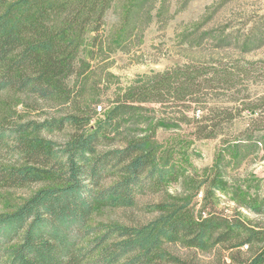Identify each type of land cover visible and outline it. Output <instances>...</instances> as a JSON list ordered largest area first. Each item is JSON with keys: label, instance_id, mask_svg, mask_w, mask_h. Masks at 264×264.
Instances as JSON below:
<instances>
[{"label": "trees", "instance_id": "16d2710c", "mask_svg": "<svg viewBox=\"0 0 264 264\" xmlns=\"http://www.w3.org/2000/svg\"><path fill=\"white\" fill-rule=\"evenodd\" d=\"M115 1L0 0V91L79 107L59 118L0 122V185L46 183L0 212V264H200L168 244L201 252L219 248L227 256L218 264H264V224H252L236 210L264 216L261 180L228 173L232 163L264 148V131L254 134L259 123L264 126V97L240 100L242 107L208 106L207 94L231 89L245 71L217 62L139 76L104 106L99 97L90 100L92 61L124 51L152 21H167L169 0H128L117 27L105 31ZM213 37L217 47L230 43ZM263 43L264 32L256 28L243 47L250 51ZM86 98L88 106H82ZM152 104L160 105L159 117ZM193 105L200 114L188 115ZM241 111L251 115L242 138L217 150L201 174L189 175L192 141L222 135L223 123ZM182 123L190 127V139L178 132ZM65 128L71 132L62 143L45 136ZM158 130L177 131L161 140ZM182 179L190 181V194L145 205L153 214L147 221L89 222L96 204L132 207L138 195L160 194ZM222 192L236 205L231 212L219 206Z\"/></svg>", "mask_w": 264, "mask_h": 264}, {"label": "rangeland", "instance_id": "374dc122", "mask_svg": "<svg viewBox=\"0 0 264 264\" xmlns=\"http://www.w3.org/2000/svg\"><path fill=\"white\" fill-rule=\"evenodd\" d=\"M128 0H116L113 8L106 14L104 30L117 27ZM167 21L164 25L152 21L146 26L140 38H134L126 49H117L109 58L92 61L95 76L89 82L87 97H99L101 105H106L118 88L128 86L137 77L166 69L194 64L207 67L211 63L230 68L243 69L242 74L234 78L231 89L219 88L206 95L208 106L214 103L221 106L242 107L240 100L256 101L264 97V43L261 47L250 51L244 50L243 40L256 28L264 32V0H169ZM206 34L202 39L201 35ZM218 37H228V45L217 47ZM88 98L82 106H88ZM233 98L238 100L235 102ZM235 102V103H234ZM240 103V105H239ZM158 110L160 105L152 104ZM195 106V105H193ZM78 105L63 104L54 99H40L27 93L12 90L0 91V122L4 120H43L59 118L64 114L76 113ZM200 107L195 106L188 115L200 114ZM194 113V114H193ZM102 117L98 112L96 119ZM251 115L248 111L235 113L231 123L224 122L222 135L215 139L193 140L189 145L188 157L194 169L201 174L213 162L217 150L224 148L229 142L242 138L243 130ZM255 135L264 131L261 123ZM183 138L188 139L191 130L188 124L182 123L177 129ZM176 130V131H177ZM176 131L158 130L159 139L165 140ZM71 132L70 128L55 131L45 136L55 142H64ZM259 132V133H258ZM190 139V138H189ZM228 173L234 178L254 176L261 180V193H264V148L247 155L239 163H232ZM188 175V176H189ZM46 183H32L21 187H3L0 185V212L11 211L23 199L27 198ZM190 194V181L179 180L169 185L160 194L144 193L138 195L135 205L128 208L112 207L96 204L90 217V224L98 223H139L147 221L153 214L145 212V205L157 202L167 195L185 196ZM200 197L195 202L199 204ZM219 206L228 212L236 208L234 201L226 193L218 194ZM241 217L252 224H264V216L254 215L242 208H236ZM167 248L183 257L195 259L200 264H218L227 256L223 250L201 252L180 245L168 244ZM246 247L243 248L245 250Z\"/></svg>", "mask_w": 264, "mask_h": 264}]
</instances>
